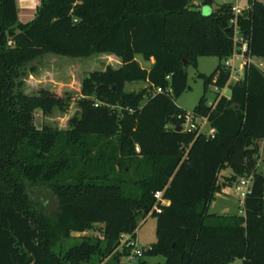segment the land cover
Returning <instances> with one entry per match:
<instances>
[{
    "label": "trees",
    "instance_id": "trees-1",
    "mask_svg": "<svg viewBox=\"0 0 264 264\" xmlns=\"http://www.w3.org/2000/svg\"><path fill=\"white\" fill-rule=\"evenodd\" d=\"M232 17L230 2L205 14L192 0H40L35 16L21 21L17 1L0 0V264H99L109 255L107 264H120L131 253L130 246L118 250L121 234L136 237L139 218L150 211L157 239L136 264H229L238 257L264 264V72L247 60L243 77L231 82L225 59L236 46ZM238 25L246 56L264 57V1L240 14ZM49 52L121 57L119 66L85 75L80 115L67 129L38 126L35 111L64 107L70 96L24 89L28 63ZM139 54L154 58L150 67ZM203 55L220 61L198 72L204 92L189 112L176 98L190 86L188 65L197 67ZM134 80L148 84L127 90ZM211 84L230 86V95L218 91L208 101ZM188 114L206 117L214 131L184 129ZM226 167V184L253 177L244 213L209 210ZM44 189L55 203L39 195ZM96 223H103L101 236L73 234ZM157 254L165 260L144 257Z\"/></svg>",
    "mask_w": 264,
    "mask_h": 264
},
{
    "label": "rangeland",
    "instance_id": "rangeland-1",
    "mask_svg": "<svg viewBox=\"0 0 264 264\" xmlns=\"http://www.w3.org/2000/svg\"><path fill=\"white\" fill-rule=\"evenodd\" d=\"M193 1V0H192ZM195 1V0H194ZM201 1V0H197ZM224 0H216L217 3L223 2ZM196 8L202 9L203 13H210L214 6L209 4L201 3L194 5ZM28 14L21 13L22 20L28 19ZM138 59L143 65H149V62L145 61L139 54ZM198 66L192 64L188 65V81L189 88L185 90L179 97L176 98V102L181 107L191 112L194 106L198 103L199 98L204 92V80L198 75L199 71L210 73L214 70L216 65L219 63L220 58L217 55H203L200 56ZM240 58L236 59L235 72ZM108 64L113 66H119L121 64V57L111 52H95L90 55H78L70 56L57 53H45L28 63V67L33 66L31 70L24 76V89L27 92H38L42 88H50L52 90L59 91L65 94L67 97L70 96L69 102L64 107L55 105L53 109L44 113L40 108L35 111V122L38 126L50 125L54 128L67 129L71 127V119L73 116L80 115V107L78 104V97L81 95L83 79L90 71L96 69H104ZM244 75L243 72L240 73ZM231 82L235 81V76H231ZM148 83L145 80H134L126 82L125 88L127 90L139 89ZM219 91L220 94L223 92L228 95L231 92L230 86L226 85L223 88L216 87L215 84H211L207 91L208 101H213L216 93ZM146 98V97H145ZM191 123L194 127L198 126L204 131L210 130V124L206 122L205 117L193 118L189 115L187 122L183 125L184 129L190 128ZM262 149L264 150V140L260 141ZM264 170V168H261ZM225 172V171H223ZM227 180L226 174L219 175V180ZM227 192L221 191L217 200H212L210 205V211L219 213H232L241 212L240 205L241 200L239 198L240 193L235 188V184H228ZM39 195L45 200H51L55 203V197L49 190L39 191ZM103 223H96L93 228L87 229L84 232L74 231L73 234H92L94 236L102 235ZM157 239V218L151 215V211L147 214V217L139 218V225L137 227V237L135 239L138 245H148ZM126 245L118 246V250L124 251ZM131 247V246H130ZM132 248L131 251L132 252ZM148 261L155 263L158 261H164L165 256L162 254L157 255H146L144 256ZM138 256H131V253L123 255L121 257L120 264H136ZM111 261V255L105 257V259L99 261V264H107ZM229 264H242V258H235Z\"/></svg>",
    "mask_w": 264,
    "mask_h": 264
},
{
    "label": "built area",
    "instance_id": "built-area-1",
    "mask_svg": "<svg viewBox=\"0 0 264 264\" xmlns=\"http://www.w3.org/2000/svg\"><path fill=\"white\" fill-rule=\"evenodd\" d=\"M256 1H264V0H224L223 2H230L232 6L233 11V17L231 18V24L234 26V40L236 43L235 49L233 53L225 59V64L231 68V76L238 77V71L235 70V63L236 59L240 58L239 65L237 66L238 69H241L245 66L246 61H252L251 56H246V51L248 49V41L244 38L242 32L239 29L238 25V16L242 14L245 10L251 8L253 4ZM194 5H199L200 2L204 4H209L211 6H216L218 3L216 0H212L211 3H205L204 0H201L200 2L197 0L192 1ZM238 42H241V45H238ZM254 62V61H252ZM255 63V62H254ZM257 64L264 72V62H256ZM158 90H162V87H158ZM189 115H187V120L189 118ZM206 118V117H205ZM186 120V122H187ZM185 122V123H186ZM184 123V124H185ZM194 127V124L191 123V127ZM139 147L137 146V149ZM253 177L252 175L249 176H242L239 181L235 184V188L239 191L242 198L245 197L246 193L250 191L251 185H252ZM155 197L158 200H162L163 202H168V200L163 198V190H156L155 191ZM136 237H134L130 232H123L120 237L121 245L131 246L133 249L131 252V256H139L144 253V251L148 248H151V244L148 245H138L135 241Z\"/></svg>",
    "mask_w": 264,
    "mask_h": 264
},
{
    "label": "crops",
    "instance_id": "crops-1",
    "mask_svg": "<svg viewBox=\"0 0 264 264\" xmlns=\"http://www.w3.org/2000/svg\"><path fill=\"white\" fill-rule=\"evenodd\" d=\"M17 1V6H18V15H19V19L21 20V21H27V20H30V19H32L34 16H35V14H36V10H37V7H38V5L40 4V0H16ZM26 13V14H28V19H26V20H22V18H21V13ZM138 56L139 55H137V58H138ZM251 59H252V61H254L255 63L256 62H264V57H261V56H251ZM146 61V60H145ZM154 61V58L152 57L151 58V60H148L147 62H149V65H146V67H150V65H151V63ZM198 61H199V59H198ZM240 62V61H239ZM142 64V63H141ZM143 65V64H142ZM239 65V64H238ZM143 66H145V65H143ZM241 72H243V74H244V67L243 68H241V69H239L238 70V77H235V80L236 79H238V78H241V77H243V75H241L240 73ZM146 86V85H145ZM144 87V86H143ZM142 88V87H141ZM140 89V88H139ZM224 93V92H223ZM231 93V92H230ZM225 94V93H224ZM228 95H230V94H228ZM206 122L207 123H209V121L207 120V118H206ZM210 124V123H209ZM200 130H202V131H204L203 130V128H201ZM214 131V128L212 127V126H210V130L209 131H207V133H212ZM206 132V131H205ZM261 140H264V138H261V139H258V144H259V154H260V157H259V160H258V171H261V172H263L264 173V170H262V169H260L261 168V166H262V168H264V150L262 149V146H261V143H260V141ZM223 171H225V172H223ZM232 172V168L231 167H226V168H224V169H222L221 170V174H230ZM253 181V180H252ZM228 187H229V185L228 184H226V182L225 181H223V183H222V191H224V192H227V190H228ZM221 192V191H220ZM220 192H217L216 194H215V196L213 197V199L212 200H217V198H218V196H219V194H220ZM239 198H240V200H241V205H240V211L241 212H239V213H244V208H243V202H244V198H242L241 196H239ZM136 237H137V235H136ZM146 245V244H145Z\"/></svg>",
    "mask_w": 264,
    "mask_h": 264
},
{
    "label": "water",
    "instance_id": "water-1",
    "mask_svg": "<svg viewBox=\"0 0 264 264\" xmlns=\"http://www.w3.org/2000/svg\"><path fill=\"white\" fill-rule=\"evenodd\" d=\"M184 64L187 65V61L186 60H185ZM180 129H182V124L178 123V125L176 127V130H180Z\"/></svg>",
    "mask_w": 264,
    "mask_h": 264
}]
</instances>
